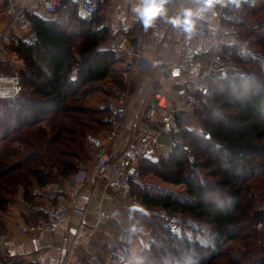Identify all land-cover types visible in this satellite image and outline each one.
I'll return each instance as SVG.
<instances>
[{
  "label": "trees",
  "instance_id": "16d2710c",
  "mask_svg": "<svg viewBox=\"0 0 264 264\" xmlns=\"http://www.w3.org/2000/svg\"><path fill=\"white\" fill-rule=\"evenodd\" d=\"M240 4L245 18L240 29L248 25L252 32L264 31V0ZM105 5L88 22L69 0L60 3L54 17L30 15L28 36L35 32L36 37L22 39L16 48L23 61L18 70L22 91L13 102L0 101V211L20 189L27 202L38 203L34 186L74 174L86 155L85 134L108 127L107 108L80 102L91 85L118 82V58L99 48L110 36L101 14ZM228 55L244 63L247 73L229 75L217 85L196 109L203 134L183 129V142L158 162L176 175L165 181L182 191L158 192V184L143 171L157 161L141 162L131 194L144 205L139 216L150 240L137 254L120 246L112 264H264V231L252 198L256 190L264 201V69L232 49ZM191 153L205 158L188 168ZM199 168L210 178L201 179ZM154 208L194 219L196 225L188 223L192 234L172 235L165 218L149 212Z\"/></svg>",
  "mask_w": 264,
  "mask_h": 264
},
{
  "label": "built area",
  "instance_id": "2783aa9c",
  "mask_svg": "<svg viewBox=\"0 0 264 264\" xmlns=\"http://www.w3.org/2000/svg\"><path fill=\"white\" fill-rule=\"evenodd\" d=\"M63 0H29L21 3L19 0H5L3 11L8 21L0 31V101L9 103L17 99L22 91L21 78L15 66L14 70L4 68L16 65L18 55L16 48L22 39L29 41L28 31L32 20L30 15L38 9L48 17H54L57 8ZM76 6L77 15L84 21H91L95 13L108 4L115 17V27L111 31L103 48L114 52L118 58L114 70L118 82L109 80L105 89L110 95L106 99L105 119L108 127L99 132H87L84 137V148L89 156L87 163L81 159L77 162L78 172L94 176L95 181L104 182L105 187L119 191L127 197L126 216L136 219L144 210L140 199L131 194L132 182L140 178V164L146 159H153L160 153L163 146L161 139H176L183 129H194L196 109L212 94L214 88L229 75H241L244 71L237 63L228 59V54L234 47L240 46V23L244 21L241 4L237 7L227 4L218 5V11L213 20L205 21L193 11L194 28L184 39L187 50L179 62L170 65L161 64L158 70L167 71L171 80H181L178 96L156 91L147 97L139 109L130 111V85L138 70L146 60L145 50L148 35L134 38L133 22L127 16L125 3L130 0H69ZM175 0H167L165 6L174 5ZM27 30L20 35L15 29ZM154 23L152 31L158 30ZM193 39L199 40V45H193ZM226 49L230 51L226 52ZM74 76H71L73 78ZM173 86L171 85V88ZM130 114L129 125L125 123ZM127 129L128 141L120 149H116L114 141L122 129ZM74 181L79 177L76 172L71 175ZM37 195H43L41 190H33ZM96 194L94 193L93 196ZM30 220H22L17 229L22 233L48 231L55 233L62 226H69L74 215H79L77 238H81L87 229H95L99 222L112 219L113 214L101 206H97L95 224L92 226L86 219V206L78 205L77 188L63 201L27 203ZM150 212H157L149 209ZM262 218L259 222L264 229V205L257 210ZM164 215V212L162 213ZM165 217V215L163 216ZM166 226L172 235H181L183 226L174 216L165 217ZM138 228H136V231ZM0 249L15 245L12 238L2 233ZM27 264V263H24Z\"/></svg>",
  "mask_w": 264,
  "mask_h": 264
},
{
  "label": "crops",
  "instance_id": "0c3cea01",
  "mask_svg": "<svg viewBox=\"0 0 264 264\" xmlns=\"http://www.w3.org/2000/svg\"><path fill=\"white\" fill-rule=\"evenodd\" d=\"M19 1L25 3L29 0ZM4 3L5 0H0V31L8 21V16L3 11ZM140 3L141 0H130L125 3L127 16L134 25L132 36L134 38L149 36L145 50L146 60L130 85L129 107L131 112L139 109L144 100L156 91L172 96L179 95L181 80H171L167 71L161 73L158 70V66L161 64L170 65L179 62L187 50L184 39L189 33L179 26L172 25L169 22L170 18L179 16L182 19L186 9H194L196 16L210 22L218 11V5L211 11H201L200 0H175L174 5L165 6L166 17H158L154 23H158L159 28L152 31V26L145 29L136 16L134 9ZM35 13L47 18L40 9ZM101 14L103 15V24L110 34L115 27V17L108 4L103 7ZM15 30L22 36L27 31L18 27ZM192 43L199 45V40L193 39ZM18 62L19 66L23 64L20 58ZM106 95L109 98L110 95L107 91ZM129 120L130 114L125 123L126 127L129 125ZM127 141V129L124 128L115 139L114 146L116 149H120L126 145ZM161 142L163 145L161 149L169 147L171 143L168 138H162ZM76 175L79 177L77 181L69 176L44 187L35 185L33 190L43 192L41 196L33 193L35 199L39 202L56 203L68 198L77 188L78 205L86 206V219L92 226L96 223V212L99 205L113 214L112 219L99 222L93 230H85V234L81 238L76 237L80 219L78 214L74 215L69 226H62L55 233L44 230L22 233L17 229V224L22 220H30L32 216L28 213V202L23 198L22 189H20L6 209L0 211V234L12 238L15 242L14 246L0 249L1 255H4V261L0 259V264H112L119 256L120 246L125 245L134 254H137L142 246L148 244L149 230L144 226L140 216L138 215L136 219L126 216V196L119 191L105 187L104 182L95 181L91 174L76 171ZM94 193L95 196H93ZM130 226L132 232L128 231ZM136 228H138L137 231ZM141 231L143 233L138 236L137 234ZM120 235H122V242H120ZM0 246H2L1 237Z\"/></svg>",
  "mask_w": 264,
  "mask_h": 264
},
{
  "label": "rangeland",
  "instance_id": "374dc122",
  "mask_svg": "<svg viewBox=\"0 0 264 264\" xmlns=\"http://www.w3.org/2000/svg\"><path fill=\"white\" fill-rule=\"evenodd\" d=\"M260 14H263V12H261ZM243 17H244V14H243ZM50 18V17H48ZM245 20V18H244ZM248 24V22H247ZM248 25H245L244 27L241 28V32H240V39H239V43H240V46H243L242 49H239L238 47H234L232 49V52H234L235 54L241 56V59H245V58H249V59H256L258 60L260 63H261V66L263 67L264 69V55L262 54H259L258 52H262L264 53V31H261V33L259 32H256V31H250L248 28H247ZM260 34L263 35V39L262 37L260 36ZM109 36V35H108ZM108 39H106V41L99 47V48H103L104 44L107 42ZM259 40H261V42L259 44H257V42H259ZM258 51V52H257ZM255 52V53H254ZM258 53V54H257ZM77 56H78V53L76 52ZM229 56V55H228ZM232 56V55H230ZM233 61V60H232ZM19 65L18 63L16 65H10V66H6L4 69L6 71H12L14 70L15 66ZM241 68H243V72L242 74H244L245 72L247 73L248 71V67L244 64V63H241V64H238ZM116 74V73H115ZM241 74V75H242ZM107 82H109V79H105L101 82H97L93 85L90 86V88H87L86 92H84L83 94H81V104H84V105H89V106H99V107H102L104 108L105 107V101H106V98H107V95H106V89H105V86L107 84ZM13 102V101H12ZM46 124V123H44ZM195 126L193 127L196 131H198L200 134H203V129H202V126L201 124L199 123L197 117L195 116ZM99 132V131H98ZM170 140V145L169 147L165 148V149H161L160 150V153L156 156V158H154L153 160H155L154 162L157 161V163H149L147 166H145L143 168V171L144 173L148 174L147 176H149L151 179H153L158 185V192H165L166 190H172L174 192H180L182 191L181 187L179 185H174V184H171V183H168L166 182L165 178H175L176 175L172 172V171H168L165 167H163L162 165H160L158 162L160 161V157L163 156V157H166L169 155L170 151L173 150L174 148H176L178 146L179 143L183 142V140L181 139V135L177 136L176 139L174 137V139H169ZM86 153V152H85ZM190 162L189 160H187L188 162L186 163V167L189 168L191 162H199V161H202V159H204L205 157H202L199 158V159H196V156L191 153L190 155ZM88 155L86 154L85 157H84V161L87 163V161L89 160L88 159ZM189 158V157H188ZM153 165V166H152ZM147 169L150 170V172H147ZM206 171L204 169H198L197 170V174L199 175V177L201 179H207V178H210L208 176V174L205 173ZM262 196L260 195V192L259 191H256V190H253V193H252V198L254 200V205H255V217H256V220L257 222H261L262 218L260 217V214L257 212L258 208L260 206H263L264 205V201L263 199L261 198ZM153 210L157 211V212H150L151 214H155L161 218H165V217H170V216H174L176 218H178L180 220V222L182 223V226H183V232L185 231V233H187L188 235H191V224H194L196 225V221H194V219L192 218H189V217H182L180 216L179 214H169L167 213V211H165L164 209L162 208H154ZM164 212V215L165 217H163L164 215H162V213ZM165 221L166 218H165ZM189 223V225H188ZM260 228L264 231V229L262 228V226H260ZM132 227H128V231L129 232H132ZM143 233L142 231L137 234L138 236ZM123 235V234H122ZM122 235H120V242L121 239H122ZM124 238V237H123ZM127 244V243H126ZM147 245V244H146Z\"/></svg>",
  "mask_w": 264,
  "mask_h": 264
},
{
  "label": "clouds",
  "instance_id": "9594fccd",
  "mask_svg": "<svg viewBox=\"0 0 264 264\" xmlns=\"http://www.w3.org/2000/svg\"><path fill=\"white\" fill-rule=\"evenodd\" d=\"M240 2L241 0H200V5L201 11H211L216 5L224 7L230 3L238 7ZM166 3L167 0H141L140 5L136 7L134 11L145 29L153 26L158 17H166ZM192 17L193 11L191 9H186L182 19L177 16L170 18L169 22L174 26L181 27L185 32L191 33L194 28Z\"/></svg>",
  "mask_w": 264,
  "mask_h": 264
},
{
  "label": "water",
  "instance_id": "95a60500",
  "mask_svg": "<svg viewBox=\"0 0 264 264\" xmlns=\"http://www.w3.org/2000/svg\"><path fill=\"white\" fill-rule=\"evenodd\" d=\"M30 36H31V38H35L36 37V33L32 32Z\"/></svg>",
  "mask_w": 264,
  "mask_h": 264
}]
</instances>
